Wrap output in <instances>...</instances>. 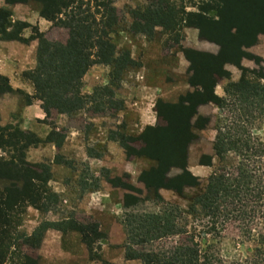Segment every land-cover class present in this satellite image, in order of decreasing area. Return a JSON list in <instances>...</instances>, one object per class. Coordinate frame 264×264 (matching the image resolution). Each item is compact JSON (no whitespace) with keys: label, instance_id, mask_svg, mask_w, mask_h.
Here are the masks:
<instances>
[{"label":"trees","instance_id":"trees-1","mask_svg":"<svg viewBox=\"0 0 264 264\" xmlns=\"http://www.w3.org/2000/svg\"><path fill=\"white\" fill-rule=\"evenodd\" d=\"M30 1L40 4L39 17L50 22L51 28L64 31L66 37L64 42L49 41L35 27L22 22L11 23L5 19L8 14L0 12V38L4 41L26 45L38 40L35 66L22 74L33 87V95L14 90L3 76H0V95L17 93L24 96L26 106L33 100L39 102L45 115L42 122L50 128L48 136L41 140L18 127H0V145L11 148L17 156V159L11 156L9 161L0 160V179L21 182V187L14 184L4 195L0 194V211H10L20 199L30 200L36 210L42 211L44 205L49 210V201L56 199L55 194L43 193L42 197L39 189L35 191L34 187L37 183L47 185L51 179L49 168L25 161L29 148L42 144H53L57 150L61 148L64 137L56 135L53 141V127L56 125L47 123L46 119L53 113L56 117L65 115L75 120L76 114L84 110L99 113L101 117L123 111L124 103L117 100L115 90L120 89L127 72L140 68L129 51L116 46L112 35L117 32L119 24L117 11L110 0H87L86 4L83 0H7V3ZM145 2L146 5L140 8L143 11L133 9L130 12L132 23L129 30L133 36L139 34L151 39L159 28L167 41L172 42L173 45L166 48L170 50L171 47L180 48L179 31L183 27H192L198 30L201 39L217 45L219 52L216 56H207L182 50L189 64L191 75L187 84L191 90L180 96L176 104H165L158 99L154 108L157 124L145 127L147 129L141 135L131 137L112 132L108 138L119 143L126 160L142 159L150 163L148 169L140 172L138 182L161 204L156 213L130 212L121 221L126 240L124 259L140 264H213L218 259L201 253L195 237L211 236L219 240L231 227L247 240L256 237L257 262L254 263L264 264V143L253 133L256 124L264 120V86L259 82L261 74L249 72L240 65L242 58L257 60L243 49L255 44L258 34H264V0H217L215 7L202 4L195 13L185 11L184 0ZM211 11L216 19L209 15ZM27 28L33 31L34 38L22 37V31ZM226 64L241 72L237 81H230L231 75L224 70ZM97 65L109 68L107 84L93 88L90 94H83L82 77ZM222 80L228 81L223 85L224 96L217 97L214 89ZM207 104L215 106L224 121L217 120L214 128L213 155L204 156L206 161L201 160L203 157L199 159L201 166H211L213 158L217 161V167L202 184L188 171L187 162L189 147L197 138L193 131L204 130L211 122L210 118H201L195 108ZM193 117L195 123L191 124ZM79 130L84 129L80 126ZM229 155L235 157V165H226ZM87 156L101 157L91 150H87ZM172 170L180 174L170 177ZM105 180L113 188L129 192L123 196L124 210H134L141 203L142 199L137 196L141 193L128 181L123 183L117 177ZM97 188V184H92L89 192ZM186 188L196 189V192L187 199L189 205L185 212L159 195V191L166 190L183 198ZM183 216L196 222L202 231L195 234L193 222L190 225L189 222L181 223ZM85 222H78L70 216L57 222H42L31 234L28 245L31 249L39 247L48 230L63 234L76 232L91 253L93 247L99 249L98 243L105 240L106 235L93 220ZM5 232H8L6 226ZM169 238L177 240L172 246L164 247L162 243ZM92 255V260L100 258H96L97 254ZM20 264L35 262L24 255ZM101 264L111 263L102 261Z\"/></svg>","mask_w":264,"mask_h":264},{"label":"rangeland","instance_id":"rangeland-1","mask_svg":"<svg viewBox=\"0 0 264 264\" xmlns=\"http://www.w3.org/2000/svg\"><path fill=\"white\" fill-rule=\"evenodd\" d=\"M110 1L112 2V7L117 11L116 15L119 24L116 29L117 32L112 35L116 40V46L118 49L129 51L136 66L140 65V68L137 67L127 72L120 84V89L115 90L117 100L124 103V110L106 117H101L99 113L92 114L86 110L79 111L75 120L66 117L63 126L56 125L57 117L54 113L46 119L47 123L56 125L53 127V141L56 135L64 137L62 146L65 144V139L70 131H75L73 132L74 137L69 135L70 139L66 148L61 146L57 150L53 144H42L35 148H29L25 154L27 163L44 164L50 171L51 179L47 182V185L37 183L34 185L35 191L39 189L42 197L43 193L46 195L54 193L56 199L49 201L48 211L45 205L42 206L44 208L42 211L36 210L28 199H20L18 204L12 207L10 211L1 209L0 264H20L21 256L24 255L33 259L35 264H101L102 261L117 260L120 258L118 249L120 246L121 248L125 247L126 240L125 236H123L124 232L121 233L122 228L120 226L125 216L130 212L138 214L156 213L160 209L161 204L154 200L153 194L147 193L143 185L138 182L140 172L148 169L150 163L142 159L126 160L119 143L114 140L110 141L108 138L112 136V132H121L122 136L129 135L131 137L141 135L147 128L141 122L137 110L143 109L145 106L146 108L152 107V112L155 114L154 108L157 106L156 102L158 99H161L165 104H176L178 102L179 97L183 96L180 93L183 90L181 88L172 89V87H179V85L182 87L187 83L191 75L185 65L186 61L181 52L182 50L199 52L207 56H216L219 52V47L214 43L201 39L198 35V30L192 27H183L179 31L178 46L180 48L171 47L170 50L166 48L173 44L167 41V37L159 28L155 30L151 39H146L145 36L139 34L133 36L129 30V26L132 23L130 12L133 9H139V12L143 11L140 8L146 5L145 0ZM83 2L86 4L87 0H83ZM183 3L187 13L197 12L198 7L202 4H209L214 7L218 4L217 0H184ZM40 9L41 5L33 1L25 4H8L7 0H0V12L8 14L7 18L5 15L6 20L11 23L22 22L30 27H35L49 41L64 42L66 33L62 30L51 28L50 22L40 18ZM209 15L216 19L213 11ZM0 16L2 15L0 14ZM32 34L33 31L30 28L23 30L21 33L25 39L32 37ZM165 42L168 43L165 44ZM37 48L38 40L36 39L25 45L17 41L6 42L0 38V62L1 59L8 62L14 70V75L18 73V77L15 75L16 78L20 76L22 81L31 85L23 78L22 74L34 68ZM243 51L257 60L242 58L241 67L249 72L261 74L262 79L259 82L264 86V34H258L255 38V44L250 48L243 49ZM0 68H2L1 64ZM142 70L146 72V75L145 80L141 82L137 73ZM224 70L231 75V82H235L233 79L240 76L241 73L235 66L230 64H226ZM108 73L109 68L106 66L97 65L91 67L82 77V93L90 94L93 88L106 85ZM248 77L253 80L256 79L253 75ZM221 82L226 85L228 81L222 80ZM37 103L40 105L39 102ZM24 105V96L17 93L0 95V127L11 126L19 128L21 111ZM14 106H16V109L13 111ZM198 107L195 108L196 112ZM198 113L202 115L201 118L203 119L210 118L211 122L204 131L193 129L197 138L193 140L189 147L188 166L189 164L196 166L201 157H203L201 160L206 161L204 156L212 155V136L214 135L212 128L216 127L217 120L224 121V116L222 114L220 116L218 111L215 123L211 117H215V115L211 112L210 116L209 109L202 107L198 110ZM190 122L191 124L195 123V117ZM156 124L155 114L153 126ZM158 125H161V123H158ZM80 126L83 127V131L79 130ZM19 129L24 131L21 128ZM208 129L210 131H207ZM253 133L264 143V120L256 124ZM73 139H75L77 144L75 145L74 143L75 147L71 148L70 141ZM109 149L110 152H108ZM87 150L101 155V163L94 162L93 166L89 167L87 161L83 162L78 155L87 154ZM11 156L17 159L11 148L6 145H0L1 161H9ZM56 156L60 157V159H55ZM235 162V157L229 155L226 165H235ZM93 167L102 168L91 172ZM215 167H217V162ZM178 174H180L179 171L172 170L170 177ZM208 175L206 172L202 176L199 175L202 184ZM116 177L120 178L123 183L128 181L132 187L141 193L137 195L139 199H142L141 203L134 210H124L122 208L123 196L129 194V192L120 188H113L105 180V178L115 179ZM83 180L85 182H82ZM14 184L17 187H21V182L11 179H0V194L4 195L5 191ZM85 184H88V187H85ZM92 184H97L98 188L89 192V188L92 190ZM195 192L194 190L191 191V193ZM159 195L165 202L177 205L183 212L187 211L189 202L186 208H183L185 204L183 199H179L175 193L161 190ZM99 199L106 200V203L101 205V210H99L97 205L99 202L94 204ZM180 205H182V208ZM68 216L82 223L90 220L96 222L102 233L105 235L108 233V244H104V247L109 245L111 250L102 246V252H100L95 246L93 251L88 253L82 243L78 245L77 240L75 239L74 241L73 238H64L65 241L63 239V242L53 246H50L48 242L43 247L39 246L34 249L29 247L28 240H30L31 234L42 222H56ZM188 222L190 225L193 221H190L187 216H183L181 223L188 224ZM193 224L195 234L202 231V227L198 226L196 222H193ZM5 226L8 229L7 233L5 232ZM187 229L192 231L190 227ZM51 232L49 235L55 236V233ZM18 238L22 239L18 241ZM255 238L254 240H247L236 229L229 227L219 240L211 236H204L203 238L195 237V241L198 242L201 253L218 259L213 264H219L220 262V264H256L254 263L257 262V260L255 261V253L258 247ZM47 239L49 240L48 237ZM176 240V238H169L164 243H161L164 247H170ZM15 244L20 245L18 247ZM93 253L98 255L96 258L100 257L101 259L92 260V258L94 259ZM118 264H140V262L130 260L127 262L121 261ZM257 264L263 263L258 262Z\"/></svg>","mask_w":264,"mask_h":264},{"label":"crops","instance_id":"crops-1","mask_svg":"<svg viewBox=\"0 0 264 264\" xmlns=\"http://www.w3.org/2000/svg\"><path fill=\"white\" fill-rule=\"evenodd\" d=\"M0 64L2 65V68H0V76L6 77L9 80L10 86L14 90H20V91L24 92L28 96H32L33 95V87L31 85H28L26 82L22 81L20 76H19V78H16L18 73L15 74L16 76L14 75V70L12 69V67L9 65L8 62H5L4 60L1 59ZM3 65H5V66L3 67ZM185 65L188 67L189 64L187 63V61H186ZM137 74H138V77L140 78L141 82L145 80L146 72L144 70H142L141 72H139ZM238 79H239V76L237 78L233 79V81L234 80L237 81ZM182 84H184V83H182ZM223 84H224L223 82H219V84L214 89V94L217 97H223L224 96ZM176 88H181V90H183V91H181L180 93L183 94V95L190 91V88H189L187 83H185L182 87H180V85H179V87L178 86L172 87V89H176ZM202 107L209 109L210 116H211L212 113H213V115H215V117L211 116L213 122L215 123L218 109L215 106H213L212 104L201 105V106L198 107L197 113H198V110L200 108H202ZM15 109H16V106L13 107V111ZM137 112H139L140 120L144 124L145 127L146 126H153V124L155 122V114L152 112V107L146 108V106H145L143 109L137 110ZM198 115H200V114L198 113ZM44 116L45 115H44L43 111L41 110L40 105L37 103V101H34V102L32 101L31 105H29V106L24 105V107H23V109L21 111L19 128H21L24 131H29V132L33 133L34 135H36L39 139L44 140L48 136V134L50 132L49 126L43 124V122H42L43 119H44ZM200 116H202V115H200ZM65 121H66V116L65 115H58L57 119H56V125L57 126H63L65 124ZM212 130L214 131V135L212 136V141H213L214 136H215V130H214V128H212ZM207 131H210V130L208 129ZM73 132H75V131L71 130L70 133H69V135L72 136V137H74ZM69 135L65 139V144L62 146V148H66L67 147V144H68L69 139H70ZM76 139H79V138H76ZM77 142H78V140H77ZM74 143H75V145L77 144L75 139L70 141V147L71 148L75 147ZM108 146H110V145L108 144ZM53 150H54V148H53ZM108 152H110V149H109ZM212 155H213V153H212ZM78 156H79V158H81V160H83V162L87 161L89 167H92L94 162H100L101 161L100 158H89L86 153L81 154V155L79 154ZM216 162H217L216 158L212 159V165L211 166H201V165H199V163L196 166H193V164L192 165L189 164V166H188V162H187V169L193 176H195V177H197V178H199L201 180L199 175L202 176V174H204L205 172H206V174L208 173L210 175L213 172L214 168H215ZM102 167H100V168H102ZM100 168L98 169V168L93 167L92 168L93 170H91V172H94L96 170L98 171V170H100ZM192 190L196 191V189H193V188H186L183 191V198L178 196L179 199H183V202L185 203L183 205V208H186V205L188 204V200L187 199H189L190 196L195 194V193H191ZM164 191H166V190H164ZM95 203H98L97 205L99 207V210H101L100 207H101L102 204L106 203V200L105 199H99V201L94 202V204ZM180 206L182 208V205H180ZM62 219H64V218H62ZM48 222H50V221H48ZM120 226L122 228L121 224H120ZM51 231L53 233H55V236L49 235ZM122 232H123V229H122L121 233ZM123 236H125V235L123 234ZM47 237L49 238V240L47 239ZM64 238H66V239L67 238H73L74 241L76 239L77 240L76 242L78 243V245H80V243H81V239H80L81 237L76 232H66V233L63 234V233H60V232H58L56 230H48L47 232H45V234H44V236H43V238L41 240L40 246L43 247L48 242H49L50 246H53L55 244H59V243L63 242ZM108 240H109L108 233H106V239L105 240H100V242L98 243L100 252H102L101 251L102 250L101 247L102 246L104 247V244H108ZM64 241H65V239H64ZM82 245L85 247V245L83 243H82ZM105 246H107V247H104V248L110 249L109 245H105ZM118 251L120 252L119 253V255H120L119 259H117V260L110 259V260H106V261L111 263V264H114V263L118 264L121 261L127 262L124 259L125 247L121 248V246H120Z\"/></svg>","mask_w":264,"mask_h":264}]
</instances>
